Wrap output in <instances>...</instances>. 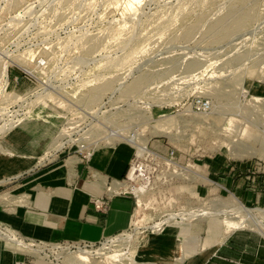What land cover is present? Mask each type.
Returning <instances> with one entry per match:
<instances>
[{"label": "rangeland", "instance_id": "obj_1", "mask_svg": "<svg viewBox=\"0 0 264 264\" xmlns=\"http://www.w3.org/2000/svg\"><path fill=\"white\" fill-rule=\"evenodd\" d=\"M200 101L207 107L197 109ZM263 129L264 0H0V194L10 196L7 203L48 166L119 145L132 150L123 178L135 199L132 222L85 250L95 261L264 257V201L243 205L237 196L260 187L264 195L256 170L264 163ZM232 196L250 213L242 214L244 227L223 234L220 221L236 216ZM228 243L240 255L224 251ZM26 252L70 264L78 249Z\"/></svg>", "mask_w": 264, "mask_h": 264}, {"label": "crops", "instance_id": "obj_2", "mask_svg": "<svg viewBox=\"0 0 264 264\" xmlns=\"http://www.w3.org/2000/svg\"><path fill=\"white\" fill-rule=\"evenodd\" d=\"M131 158V148L119 145L95 152L90 159L75 156L39 170L26 179L23 189L14 192L10 204L6 201L10 196L0 194V227L20 241L35 242L42 247L83 242L97 244L121 235L132 222L133 195H110L105 212L97 211L93 201L106 198L109 186L125 187L123 178ZM237 196L243 205H250V198L264 201L262 187L254 191L241 190ZM235 248L238 250L236 245L228 243L224 251L233 252ZM238 251L240 255L241 250ZM241 262L264 264V257L243 258ZM17 263L49 264L0 239V264Z\"/></svg>", "mask_w": 264, "mask_h": 264}, {"label": "bare ground", "instance_id": "obj_3", "mask_svg": "<svg viewBox=\"0 0 264 264\" xmlns=\"http://www.w3.org/2000/svg\"><path fill=\"white\" fill-rule=\"evenodd\" d=\"M37 131V130H36ZM131 144V143H130ZM134 144V143H133ZM132 144V145H133ZM135 146V145H134ZM137 153L138 155L142 154L141 152L144 151V147H139L137 146ZM137 171L136 168L133 167V169H131L129 171V174H128V177H131V178H134L135 175L137 174ZM142 190L141 189H135L133 190V192L135 193H140ZM231 204V207L232 209H234V213H236L235 215L236 216H233L231 218H227V217H224L221 221H220V224L222 225V228H223V234H226V233H229L228 231H231V230H237V229H241L242 227H244V220L241 218L242 217V214L245 216H249V213H250V210L246 209L238 200L236 197L232 196V200L230 202ZM231 209V210H232ZM257 210V209H256ZM259 210V209H258ZM233 211V210H232ZM231 211V212H232ZM255 211V210H254ZM260 211V210H259ZM256 212V211H255ZM258 212V211H257ZM202 214V213H201ZM238 214V215H237ZM259 214V212L257 213ZM260 214L263 215V212L261 211ZM212 215V214H211ZM228 216V215H227ZM264 216V215H263ZM208 233H213L215 230H214V226H213V223L212 224H209V227H208ZM198 243V241L196 242ZM207 243H205L203 245V248L206 246ZM27 246V245H25ZM29 248H31L33 251H39V249L37 248H32L30 246H27ZM78 249V248H77ZM144 257H146L145 255H143ZM114 259V258H112ZM109 260V259H108ZM106 260V261H95L93 260L89 255H88V252L85 251V250H81V249H78V253L73 255V256H70L69 257V262L70 264H110L109 261ZM114 264V263H113Z\"/></svg>", "mask_w": 264, "mask_h": 264}, {"label": "built area", "instance_id": "obj_4", "mask_svg": "<svg viewBox=\"0 0 264 264\" xmlns=\"http://www.w3.org/2000/svg\"><path fill=\"white\" fill-rule=\"evenodd\" d=\"M196 107L197 109H204L207 107V105L205 103H203L202 101L196 103ZM263 134H264V129H263ZM256 170L258 173H261L264 175V163L258 161L257 166H256ZM106 198H99V199H95L93 201L94 207L97 211L99 212H105L106 208H107V201L109 196L111 195H123V194H131L130 191H128L127 187H122L120 189H114L112 186L107 187L106 189ZM132 195V194H131ZM0 239L4 240V241H9L11 243H13L14 245H16L17 247L23 249V250H30L31 248L28 249L27 246H30L32 248H38L41 249V245L35 242H30V241H20L16 238H14L13 236H11L10 234H8L6 232V230L4 229V227H0ZM107 241L103 240L97 244H90V243H80L77 245L78 249H84L86 250L87 248H93L96 247L98 245H101L103 242ZM27 245V246H25ZM36 252V251H35ZM17 264H24V263H17Z\"/></svg>", "mask_w": 264, "mask_h": 264}]
</instances>
